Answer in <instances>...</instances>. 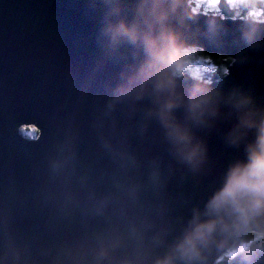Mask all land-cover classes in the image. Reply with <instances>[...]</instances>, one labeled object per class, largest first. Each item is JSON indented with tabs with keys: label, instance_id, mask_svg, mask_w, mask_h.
I'll return each mask as SVG.
<instances>
[{
	"label": "water",
	"instance_id": "water-1",
	"mask_svg": "<svg viewBox=\"0 0 264 264\" xmlns=\"http://www.w3.org/2000/svg\"><path fill=\"white\" fill-rule=\"evenodd\" d=\"M124 24L135 41L114 38ZM179 52L229 57L215 82L166 70L156 88L145 36ZM211 99L199 121L193 88ZM127 90V91H124ZM250 97L237 107L233 94ZM202 152L194 167L168 135L160 109ZM251 111L255 123L241 126ZM264 119V20L194 14L189 0H0V264H264L254 251L217 261L244 234L264 236V209L239 195L213 199L248 163ZM22 125H33L34 138ZM213 228L196 255L179 248L200 225Z\"/></svg>",
	"mask_w": 264,
	"mask_h": 264
},
{
	"label": "clouds",
	"instance_id": "clouds-1",
	"mask_svg": "<svg viewBox=\"0 0 264 264\" xmlns=\"http://www.w3.org/2000/svg\"><path fill=\"white\" fill-rule=\"evenodd\" d=\"M119 35L127 36L133 41H135L137 38V32L135 28H128L122 23L118 25L113 31L114 38ZM160 40H162L164 44L158 49L157 41L150 35L145 36V45L153 57V61L150 62L145 69V78L155 74L157 76L156 88L158 90H162L171 86V80L167 78L166 70L176 64L177 56L180 54L174 35L171 33H162ZM187 75L189 76V74ZM189 77L194 79L191 76ZM233 96L235 99V104L238 108L250 103V97L239 93H234ZM210 99L211 93L209 89L201 85H196L193 88L190 97V112L194 119L197 121L201 119L203 115V106L206 105ZM174 104L175 101L173 99H168L160 109V117L168 127V135L176 145L178 153L185 161L195 167L199 162L202 148L199 143H193V138L187 129L182 128L179 124L170 119V113L174 107ZM254 123L255 121L253 120V113L251 111L244 113L240 118L241 126H252ZM241 194H247L250 197L249 207L253 211L264 209V119H261L260 121L259 136L255 146L251 148L248 163L243 166H237L235 169H233L228 183L224 189L213 199L211 206L218 208L226 201L235 200ZM212 228L213 225L211 223L197 227L195 232L186 239L184 244L180 246L179 251L181 255L189 258L195 256L196 242L204 241L207 237V234L211 232ZM161 264H170V262L165 260L161 262Z\"/></svg>",
	"mask_w": 264,
	"mask_h": 264
},
{
	"label": "trees",
	"instance_id": "trees-1",
	"mask_svg": "<svg viewBox=\"0 0 264 264\" xmlns=\"http://www.w3.org/2000/svg\"><path fill=\"white\" fill-rule=\"evenodd\" d=\"M189 0L195 12L216 15L224 18L243 19L261 22L264 20V0ZM179 57L177 74L187 73L194 79L212 82L220 79L227 72L232 60L223 55L202 51L197 47H189ZM22 133L27 137L37 136L34 127H24ZM264 236L255 232L244 234L231 249L217 261L228 263L243 257L258 248Z\"/></svg>",
	"mask_w": 264,
	"mask_h": 264
},
{
	"label": "rangeland",
	"instance_id": "rangeland-1",
	"mask_svg": "<svg viewBox=\"0 0 264 264\" xmlns=\"http://www.w3.org/2000/svg\"><path fill=\"white\" fill-rule=\"evenodd\" d=\"M214 2L213 1H209V4H210V6H213L214 4H213ZM194 11V10H193ZM195 12V11H194ZM219 17H221V16H219ZM231 19H233V18H231ZM187 48H189V47H187ZM184 49H186V48H183L182 49V51L184 50ZM182 51H180V54L182 53ZM179 58V57H178ZM30 126H32L33 127V125H22V127H21V129H23L24 127H30ZM23 135V137H27V136H25L24 134H22ZM28 138V137H27ZM29 138H34V137H29Z\"/></svg>",
	"mask_w": 264,
	"mask_h": 264
},
{
	"label": "bare ground",
	"instance_id": "bare-ground-1",
	"mask_svg": "<svg viewBox=\"0 0 264 264\" xmlns=\"http://www.w3.org/2000/svg\"><path fill=\"white\" fill-rule=\"evenodd\" d=\"M190 10H191L192 13H194V14H198V12H194V11H193L192 5H190ZM222 18H224V17H222ZM230 19H231V18H230ZM177 58H178V56H177ZM178 60H179V59H178ZM178 67H179V63H177L176 68H175V70L173 71V73L177 74L176 72H177V70H178ZM21 127H22V126H21ZM21 127L19 128V132L22 133V131H21ZM236 260H237V259H236Z\"/></svg>",
	"mask_w": 264,
	"mask_h": 264
}]
</instances>
